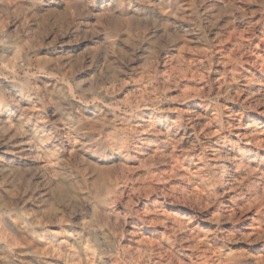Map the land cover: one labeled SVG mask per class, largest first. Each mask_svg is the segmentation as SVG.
<instances>
[{"label":"rangeland","instance_id":"obj_1","mask_svg":"<svg viewBox=\"0 0 264 264\" xmlns=\"http://www.w3.org/2000/svg\"><path fill=\"white\" fill-rule=\"evenodd\" d=\"M0 264H264V0H0Z\"/></svg>","mask_w":264,"mask_h":264},{"label":"bare ground","instance_id":"obj_2","mask_svg":"<svg viewBox=\"0 0 264 264\" xmlns=\"http://www.w3.org/2000/svg\"><path fill=\"white\" fill-rule=\"evenodd\" d=\"M219 171H223V168H222L221 170L219 169ZM222 175H223V174H222ZM91 262H92V261H91Z\"/></svg>","mask_w":264,"mask_h":264}]
</instances>
